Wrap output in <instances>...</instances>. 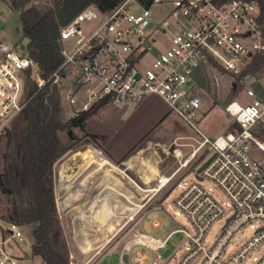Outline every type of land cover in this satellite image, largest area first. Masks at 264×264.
Wrapping results in <instances>:
<instances>
[{
	"label": "built area",
	"instance_id": "1",
	"mask_svg": "<svg viewBox=\"0 0 264 264\" xmlns=\"http://www.w3.org/2000/svg\"><path fill=\"white\" fill-rule=\"evenodd\" d=\"M260 13L259 0H124L106 12L87 6L61 27L64 60L53 82L74 72L65 94L77 114L101 99L129 106L155 94L195 131L174 142L171 152L178 166L159 185L182 172L192 178L174 182L173 188L181 186L174 205L191 230L160 237L135 228L122 246V264L123 254L137 246L158 252L177 230L185 232L188 246L174 264H264V98L248 85L251 76L242 74L256 55H264ZM0 52L2 135L30 103L28 81L41 87L46 80L25 47L0 38ZM201 64L242 78L240 92L226 105L238 126L215 138L200 128L205 100L189 84ZM187 138L191 141H179ZM182 146L191 148L187 155ZM213 154L198 177L197 168ZM206 180L220 188L227 203ZM220 221L221 233L209 241ZM162 224L159 217L151 218L153 229ZM17 239H24L22 225L0 216V264H20L12 251ZM148 259L145 250L135 254L137 263ZM70 264H81L72 253ZM151 264H163L161 255Z\"/></svg>",
	"mask_w": 264,
	"mask_h": 264
},
{
	"label": "rangeland",
	"instance_id": "2",
	"mask_svg": "<svg viewBox=\"0 0 264 264\" xmlns=\"http://www.w3.org/2000/svg\"><path fill=\"white\" fill-rule=\"evenodd\" d=\"M40 1L42 0H34V2ZM134 8H138V6H134ZM2 22L4 27L0 29L1 40L12 46H23L26 48L29 40L22 31L20 10L14 9L9 2L4 0H0V23ZM67 73L68 77L59 82L64 105L63 118L65 120L77 114L68 103L65 94L68 86H70L69 83L72 80V76H74V72L70 69ZM246 75L251 76V81L248 85L253 87L261 98H264V67L256 73H246ZM241 79L239 77L233 78L231 73L215 64H201L195 69L189 84L194 85L195 91L199 92L205 100L200 119V128L211 138H215L218 135H226L234 129L235 123L233 118L227 113L226 105L231 98L240 92ZM72 130L74 140L69 139L67 131L60 133L65 142H74L75 144L74 148L70 150L71 152H68L64 157V160L69 161L70 165L81 159V156L76 154L81 151L80 149H84L86 152L89 148L92 149L90 157L93 162L97 159L94 154L97 151L101 153V158L105 153H108L112 158L121 157L114 163L115 167L113 164L105 166L106 169L111 167L112 177H116L117 181L122 183L127 192L126 196L122 195V201L118 202L117 206H114L115 209L111 213L112 232H116V230L118 232L111 242L112 245L116 242L124 244L131 231L135 228L160 237H165L176 229L191 230L188 220L184 215L178 213V209L174 205V200L181 191V186H177L174 191L173 188L174 182L184 184V181H189L192 178L182 172L165 185H159L160 182L162 184L167 179L166 176H169L170 172L178 165V160L171 152L172 139L177 136L195 134V131L161 97L156 95L151 97L146 103L139 104L138 102L129 106L109 101L95 115L89 117L82 127L75 126ZM88 134H106L107 139L105 141L101 138L93 140ZM2 140H0V170H2L4 164L2 156L4 148L1 147ZM179 141H191V139H179ZM181 148L185 155L191 150L190 147L186 146ZM263 156L264 154L261 153L260 159L264 162ZM123 158L124 160H122ZM137 158H139L138 166L136 165L135 168L138 169L129 167V162L132 159L137 160ZM82 166H84V163L72 169L68 165L63 164L60 171L61 182H65V176L69 172L71 173L73 170L79 171ZM58 168L59 165L56 162L54 164V174L57 201L60 197L58 192L62 187L59 183ZM66 168H69V170ZM139 169L144 174L139 172ZM205 183L213 187L216 197L221 202H228L226 195L213 182L206 180ZM99 189H97V192L100 191ZM82 196H84V193ZM87 201L83 202L84 206L80 208L82 209L81 211L76 209L79 200L75 202L77 203L76 205L73 204L61 211L65 213L72 212L69 215L70 222H76L81 212L87 214L94 209L90 210L89 197ZM9 205L8 197L0 191L1 217L7 214ZM95 208L97 209V207ZM154 216L159 217L163 221L160 229H153L150 225L151 218ZM222 223V221L217 222L211 228L209 241L216 239L221 233ZM22 229L24 239H17L12 243V251L21 258L20 264H47L39 255L32 253V244L34 242L32 224L22 225ZM183 230L175 231L170 236L167 245L158 252L143 246L135 247L129 253L131 264H140L135 261V254L138 250H145L149 256V259L143 264H151V260L156 258L158 254L161 255L163 264H174L177 257L188 246L186 234ZM107 233H109V230H107ZM243 233L244 236H248L250 231ZM101 253L102 255L96 259L95 264H121L119 248L105 252L102 250ZM175 253L176 255L174 256Z\"/></svg>",
	"mask_w": 264,
	"mask_h": 264
},
{
	"label": "trees",
	"instance_id": "3",
	"mask_svg": "<svg viewBox=\"0 0 264 264\" xmlns=\"http://www.w3.org/2000/svg\"><path fill=\"white\" fill-rule=\"evenodd\" d=\"M4 1L20 10L22 31L29 40L27 53L37 62L40 75L46 80L41 87L35 80L28 81L30 103L0 135V140L4 139L0 191L10 203L4 218L20 225L32 224V253L45 263L70 264V249L56 203L54 164L75 144L65 142L60 133L67 131L69 139L74 140L72 128L82 127L108 100H98L89 109L63 118L60 84L53 82V74L64 60L60 30L87 6L106 12L124 0ZM259 5L264 26V0H259ZM263 67L264 55H256L242 74L256 73ZM88 135L93 140L107 139L106 135Z\"/></svg>",
	"mask_w": 264,
	"mask_h": 264
},
{
	"label": "crops",
	"instance_id": "4",
	"mask_svg": "<svg viewBox=\"0 0 264 264\" xmlns=\"http://www.w3.org/2000/svg\"><path fill=\"white\" fill-rule=\"evenodd\" d=\"M153 96L156 95L151 94L146 96L143 100L139 102V104L148 102V100L151 99V97ZM178 137L180 136H177L172 139L171 142L172 145L174 144V142L177 141ZM80 150L81 151L76 154H79L81 156V159L77 160L75 164L73 163L72 165H70L69 161L64 160L65 155H67L68 152H71L69 150L56 161L57 165L63 166V164H65L73 169L74 167L84 163L85 155L83 151L85 150L84 149H80ZM90 151L93 150L89 148L87 150V155L89 156L91 163L85 164L80 168L79 171L73 170L71 173L70 172L68 173V174H72L78 172L72 178L74 185L73 187H71L72 188L71 193L68 196H66V199H68L69 203L64 209H66L67 207L73 204L76 205L77 203L75 202H78L79 200L78 202L79 204L76 205L77 207L76 209L81 211L82 209L80 208L84 206L83 204L84 201L88 202L87 201L88 197L90 202L88 203L90 206V210L93 208L94 209L87 214L85 212H81L76 222L75 221L70 222L69 215L72 212L71 213L62 212L60 207H58L60 200L58 199L57 201L56 198L57 207L59 210L63 228L68 241L70 253H72L75 256V258L78 260V262H80L81 264H95L96 259L102 255L101 253L102 250H104L105 252L108 250L110 251L119 248L121 253L123 246V244H120V242H116L113 245L111 244L112 240L114 239V236H116L118 232L117 230L116 232H112L113 228H111L112 225L110 221L112 218L111 213L115 209L114 206H117L118 202L122 201V195L126 196L127 192H126V188L122 185V183L119 182L120 183L119 186L116 177H112V173L110 171L111 167H107V169L105 167V166H111L112 164L115 167L114 163H116L121 157L116 159V158H112L108 153H105V155L101 158L100 157L101 153L97 151L96 153L93 152L97 157V159L94 158L96 159V161L93 162L90 157ZM172 155L176 157L173 154V152ZM122 160H124V158ZM138 160L139 158H137V160L132 159L129 162L130 165L129 167L135 168L136 165L138 166ZM176 167L170 172V174L176 169ZM66 169L69 170V168ZM58 172H59V183L61 185L59 169ZM139 172L144 174L141 169H139ZM68 174L65 176V180ZM54 186H55V174H54ZM98 188H100L99 192H97ZM114 188L120 190L119 191H117V189L113 190ZM113 192L114 194L112 195ZM83 193L84 196H82ZM95 207H97V209ZM107 230H109V233H107ZM121 264H122V253H121Z\"/></svg>",
	"mask_w": 264,
	"mask_h": 264
},
{
	"label": "bare ground",
	"instance_id": "5",
	"mask_svg": "<svg viewBox=\"0 0 264 264\" xmlns=\"http://www.w3.org/2000/svg\"><path fill=\"white\" fill-rule=\"evenodd\" d=\"M84 153V155H85V162H84V165L85 164H87V163H91V160L89 159V156L87 155V152L86 151H84L83 152ZM78 172H76V173H72V174H68V176L66 177V180H65V182L64 183H62L61 185H62V187H61V194H60V197H59V200H60V202H59V206L58 207H60V209L62 210V209H64L66 206H67V204L69 203V201H68V199H66V196H68L70 193H71V191H72V188L71 187H73V185H74V183H73V181H72V178L77 174ZM111 179V178H110ZM109 179V180H110ZM167 180V179H166ZM165 180V181H166ZM164 181V182H165ZM68 182V183H67ZM118 182V181H117ZM100 183V182H99ZM118 184H119V186H120V183L118 182ZM109 186V185H108ZM105 187V186H104ZM122 187V186H121ZM118 188V187H117ZM117 188H114L113 190H116ZM120 189H117V191H119ZM101 193V192H100ZM99 193V194H100ZM120 194H122V193H120ZM132 208V207H131Z\"/></svg>",
	"mask_w": 264,
	"mask_h": 264
},
{
	"label": "water",
	"instance_id": "6",
	"mask_svg": "<svg viewBox=\"0 0 264 264\" xmlns=\"http://www.w3.org/2000/svg\"><path fill=\"white\" fill-rule=\"evenodd\" d=\"M40 8H43V5L40 4ZM4 27V23H0V29H2ZM233 85H235V83H233ZM215 154H213L212 156H210L207 160H205L198 168H197V176L201 177L199 175V172L210 162V160L214 157ZM62 165H59V170L61 171ZM59 196L61 194V189L58 192ZM123 260L126 262V264H131L130 259H129V254L128 253H124L123 255Z\"/></svg>",
	"mask_w": 264,
	"mask_h": 264
}]
</instances>
